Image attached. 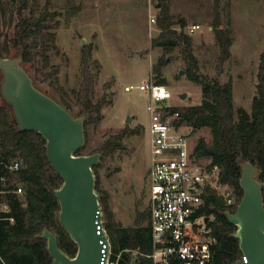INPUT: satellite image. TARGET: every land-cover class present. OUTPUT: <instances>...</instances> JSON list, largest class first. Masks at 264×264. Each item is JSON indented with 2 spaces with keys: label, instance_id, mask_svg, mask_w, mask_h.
Returning a JSON list of instances; mask_svg holds the SVG:
<instances>
[{
  "label": "trees",
  "instance_id": "trees-1",
  "mask_svg": "<svg viewBox=\"0 0 264 264\" xmlns=\"http://www.w3.org/2000/svg\"><path fill=\"white\" fill-rule=\"evenodd\" d=\"M54 16L47 4L41 6L40 0H0V57H13L22 53L23 67L37 88L74 115L87 116L84 122L86 140L88 121L94 113L99 114L100 109V104L92 101L94 78L88 57L84 56L81 61L80 86L72 89L75 102L81 107L80 112L73 111L75 102L67 92L61 90V94L56 96L43 86L47 80H51L49 84L52 85L59 80L60 68L52 63V54H59L53 30ZM156 23L159 34L152 40V47L162 48L164 54L177 48L184 63V74L201 86L202 99L199 104L175 106L172 110L178 111L182 121L191 128L199 130L206 126L210 129L211 141L200 137L195 144V154L206 159L210 166L219 167V182L233 191L238 204L243 195L239 158L259 167V179L264 182V52L259 56L256 93L252 98L251 109L247 111L238 108L235 118L232 79L229 78L225 83L219 79L224 64L231 59L233 44L231 27L221 28L219 10H216L211 24L219 51L218 75L215 77H206L200 73L192 37L184 31L186 20L182 16L173 15L166 0L160 1ZM167 62L161 56L152 67L155 82L159 84L166 82L162 68ZM124 134L125 131L109 136L102 146L103 153L112 154L119 149ZM45 146L46 140L40 133L17 131L11 108L0 102V176L7 177V181L3 185L0 183V186L12 190L20 184L23 188L21 195L11 192L5 196L10 206L8 216L13 221L0 219V264H52L47 241L40 237L44 230L55 235L59 248L65 254L74 257L77 253V245L59 221L60 205L54 191L62 185L63 179L51 167ZM85 148L84 144L78 154ZM13 159H18L22 164L16 174L8 173L3 165ZM96 166H93V173ZM262 195L264 202V188ZM205 199V211L211 217L209 226L217 239L213 249L218 264H233L242 253L238 239L233 236L236 227L224 213L234 211L236 205H227L224 197L211 188H208ZM99 201L106 214L104 228L112 245L113 258L120 253V264H130L132 252L137 251L139 264H148L141 254L152 249L149 214H138L133 226L123 227L114 221L107 200L100 198Z\"/></svg>",
  "mask_w": 264,
  "mask_h": 264
},
{
  "label": "rangeland",
  "instance_id": "rangeland-1",
  "mask_svg": "<svg viewBox=\"0 0 264 264\" xmlns=\"http://www.w3.org/2000/svg\"><path fill=\"white\" fill-rule=\"evenodd\" d=\"M160 1L163 0H40L41 6L47 4L49 11L55 14L53 30L59 54H52V63L60 68L58 83L52 85L49 84L52 81L47 80L43 86L56 96L61 90L67 92L75 102L72 89L79 88L81 61L84 56L88 57L94 78L92 101L100 104V109L99 114L94 113L88 121L86 148L79 154H101L94 170L95 191L99 199L107 200L114 221L123 227L133 226L138 214H149L150 117L147 105L150 99L146 91L136 87L155 81L152 67L163 56L168 62L162 68V76L175 97L170 103L183 107L197 105L202 99L201 86L185 74L180 75L184 63L179 50L164 54L162 48L152 47L159 28L150 19L157 18ZM166 1L173 15L184 17L189 25L201 26L193 32L185 31L194 38L200 73L206 77L218 75L219 51L215 34L212 28L208 31V27L219 10L221 28L230 26L234 40L233 57L224 64L219 79L225 83L233 74L237 77L233 82L235 118L238 108L250 111L256 93L259 55L264 52V0ZM130 85L134 88L127 90ZM183 93L186 94L184 99L181 98ZM0 102H4L3 99ZM80 110L75 102L73 111ZM183 127L192 146L200 137L208 142L212 139L206 126L196 132L186 122ZM124 131L122 146L112 154H104L102 146L109 136ZM99 204L105 223L103 204L100 201Z\"/></svg>",
  "mask_w": 264,
  "mask_h": 264
},
{
  "label": "water",
  "instance_id": "water-1",
  "mask_svg": "<svg viewBox=\"0 0 264 264\" xmlns=\"http://www.w3.org/2000/svg\"><path fill=\"white\" fill-rule=\"evenodd\" d=\"M0 73V96L12 110L17 131L41 134L46 140L47 159L63 179L62 185L54 191L60 205L59 221L77 245V253L74 257L65 254L59 248L55 235L44 230L40 237L47 241L52 264H105L101 262V250L107 243V236L101 228V207L93 173V166L99 162L101 154H78L85 144L86 116L74 115L37 88L23 67L22 53L0 57ZM183 74L184 71L180 70V75ZM185 97L183 93L181 98ZM238 166L243 195L234 212L224 213L236 227L233 236L238 239L241 253L247 259L246 262L238 260L235 264H264V182L259 179L261 169L241 158ZM130 264H136V258Z\"/></svg>",
  "mask_w": 264,
  "mask_h": 264
},
{
  "label": "built area",
  "instance_id": "built-area-1",
  "mask_svg": "<svg viewBox=\"0 0 264 264\" xmlns=\"http://www.w3.org/2000/svg\"><path fill=\"white\" fill-rule=\"evenodd\" d=\"M150 21L154 23L156 18L151 17ZM199 28V25L191 27L192 30ZM133 88L132 85L126 87L127 90ZM136 88L146 91L150 99L147 105L150 117L147 207L152 249L141 254V257L147 259L148 264H218L213 249L217 239L209 226L211 217L205 211V198L208 188H211L224 197L227 205L237 207L235 195L219 182V167L210 166L206 159L196 156L195 146L189 141L179 112L172 110L176 105L170 100L175 97L168 87L150 80ZM3 165L10 174H16L22 167L18 159L4 162ZM6 181L7 177L1 175L0 183L3 185ZM11 192L21 195L22 185L17 184L12 190L0 186V219L12 222L13 218L8 216L10 206L5 197ZM101 228L107 236V243L103 244L101 250V262L120 264V253L113 258L104 223ZM131 257V260L136 258V264H139L137 251H133ZM238 260L247 261L243 254Z\"/></svg>",
  "mask_w": 264,
  "mask_h": 264
},
{
  "label": "crops",
  "instance_id": "crops-1",
  "mask_svg": "<svg viewBox=\"0 0 264 264\" xmlns=\"http://www.w3.org/2000/svg\"><path fill=\"white\" fill-rule=\"evenodd\" d=\"M186 20V19H185ZM193 25H199V24H196V23H193V24H191V25H189L188 24V21L186 20V26H185V28H184V31H185V29H188V31L189 32H193L194 30H197V29H194V30H192L191 29V27L193 26ZM200 28H201V26H200ZM199 28V29H200ZM208 31H211V27H208ZM186 32V31H185ZM188 33V32H187ZM189 34V33H188ZM190 35V34H189ZM192 37V36H191ZM192 40H193V46H194V44H195V41H194V38L192 37ZM233 43H234V40H233ZM233 45L234 44H232V46H231V58L233 57V53H232V48H233ZM261 54V53H260ZM260 56V55H259ZM237 79V77L236 76H234V74H233V78H232V85H233V92H234V84H233V82L235 81ZM256 83H257V80H256ZM234 94V93H233ZM234 97V96H233Z\"/></svg>",
  "mask_w": 264,
  "mask_h": 264
}]
</instances>
